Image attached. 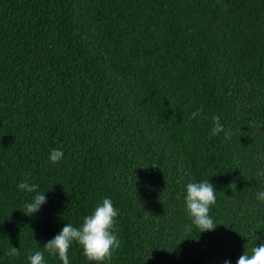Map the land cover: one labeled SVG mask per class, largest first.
<instances>
[{"label": "trees", "instance_id": "16d2710c", "mask_svg": "<svg viewBox=\"0 0 264 264\" xmlns=\"http://www.w3.org/2000/svg\"><path fill=\"white\" fill-rule=\"evenodd\" d=\"M261 157L264 0H0V264H29L104 198L120 247L103 264H236L264 243ZM204 180L217 227L200 232L184 197ZM68 259L94 264L76 243Z\"/></svg>", "mask_w": 264, "mask_h": 264}, {"label": "clouds", "instance_id": "9594fccd", "mask_svg": "<svg viewBox=\"0 0 264 264\" xmlns=\"http://www.w3.org/2000/svg\"><path fill=\"white\" fill-rule=\"evenodd\" d=\"M202 111V108L193 111L189 119H196ZM212 121V136H218L223 132L226 139L230 138L231 130H225L221 124L220 116L214 115ZM63 155L62 150L53 149L49 154V160L52 163H58ZM257 176H264V171H258ZM17 188L28 193L36 192V185H30L26 181L20 182ZM256 198L264 203V191L258 192ZM184 200V207L192 225L200 232L215 230L217 225L209 215V211L211 206L216 203V190L209 180L188 183ZM46 202L45 193H37L31 202L24 205V209L21 211L31 216L38 212ZM117 216L118 210L113 206L111 199L104 198L91 214L83 218L80 226H73L71 223L65 224L54 238L44 244L43 249L49 255L58 256L62 264H69L68 251L73 243H76L81 247L83 255L88 261L94 262V264L110 261L113 252L120 247V240L114 231ZM188 230L190 231L191 227ZM44 251L29 253L27 257L29 264H45ZM6 255L9 257L19 256L20 251L12 246ZM224 264H229V261H225ZM236 264H264V243L253 247L251 254L244 251Z\"/></svg>", "mask_w": 264, "mask_h": 264}]
</instances>
